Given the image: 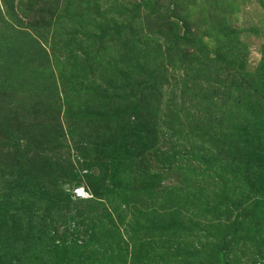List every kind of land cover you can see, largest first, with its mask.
<instances>
[{
	"label": "rangeland",
	"instance_id": "rangeland-1",
	"mask_svg": "<svg viewBox=\"0 0 264 264\" xmlns=\"http://www.w3.org/2000/svg\"><path fill=\"white\" fill-rule=\"evenodd\" d=\"M0 264H264V0H0Z\"/></svg>",
	"mask_w": 264,
	"mask_h": 264
}]
</instances>
